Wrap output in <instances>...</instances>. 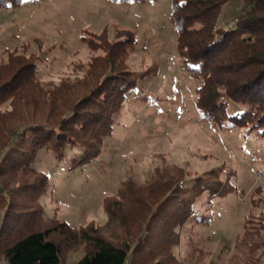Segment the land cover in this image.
<instances>
[{"label": "trees", "instance_id": "obj_1", "mask_svg": "<svg viewBox=\"0 0 264 264\" xmlns=\"http://www.w3.org/2000/svg\"><path fill=\"white\" fill-rule=\"evenodd\" d=\"M22 1L0 0V7ZM169 21L188 73L201 82L195 91L199 118L244 130L254 145L244 147L243 155L264 167V147L256 153L264 145V0H170ZM128 34L87 40L92 53L103 55L81 67L82 77L57 84L38 82L34 61L23 55L12 53L0 65V264H63L64 254L80 247L84 252L75 264H185L177 254L181 233L191 240L195 227L210 224V206L226 188L213 172L168 181L160 201L142 207L149 214L131 243L112 242L93 224L73 228L46 216L40 204L49 176L34 168L39 153H51L59 172H79L80 178L98 158L129 93L150 77L125 63L134 43ZM202 198L208 202L203 206ZM109 200L108 216L119 206ZM255 207L258 213L244 223L230 264H264V194Z\"/></svg>", "mask_w": 264, "mask_h": 264}, {"label": "rangeland", "instance_id": "obj_2", "mask_svg": "<svg viewBox=\"0 0 264 264\" xmlns=\"http://www.w3.org/2000/svg\"><path fill=\"white\" fill-rule=\"evenodd\" d=\"M169 11L170 0H23L19 7H0V65L12 53L23 55L34 61L38 82L57 84L82 77L81 67L103 55L92 53L87 40L105 35L113 41L129 32L134 43L125 63L150 77L129 93L98 158L80 171V178L79 172L75 177L74 171L59 172L51 153H39L34 168L49 176L40 204L46 216L73 228L93 224L112 242H133L137 225L142 227L149 214L147 209L143 215L142 207L151 203L153 208L168 181L213 172L226 186L225 195L210 206V224L195 227L191 240L188 232L181 233L177 254L185 264H230L244 223L258 213L264 167L243 155L244 147L254 145L244 130L230 131L199 118L195 91L201 82L193 80L179 55ZM256 147L259 154L264 145ZM107 199L119 205L109 216ZM206 203L202 198L200 205ZM83 252L82 247L67 251L63 264H75Z\"/></svg>", "mask_w": 264, "mask_h": 264}]
</instances>
